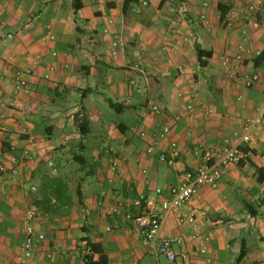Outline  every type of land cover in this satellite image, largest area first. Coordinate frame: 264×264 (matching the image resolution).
I'll return each mask as SVG.
<instances>
[{"label":"crops","instance_id":"crops-1","mask_svg":"<svg viewBox=\"0 0 264 264\" xmlns=\"http://www.w3.org/2000/svg\"><path fill=\"white\" fill-rule=\"evenodd\" d=\"M147 1L136 12L140 0L126 11L124 0H0V155L7 165L0 174V264H16L31 207L38 210L34 224L45 239L26 264H83L86 235L108 264H167L144 249L133 222L113 213V206L157 196V188L167 195L200 160L197 150L217 154L238 145L235 131L264 99V76L247 87L243 75L233 80L222 67L224 56L237 53L246 29L250 46L262 53L246 55L242 72L262 71L264 29L247 17L248 0H208V6L203 0ZM253 1L264 17V0ZM222 9H228L224 19ZM230 10L235 17L225 23ZM196 44L208 52L205 65ZM18 71L30 84L27 94L15 91ZM111 100L120 105L112 107ZM149 102L160 105L161 113L155 115ZM207 108L213 109L208 115ZM80 110L89 120L85 135L75 120ZM162 124L169 133L147 153L151 139L141 138V130ZM30 134L36 137L31 158L23 154ZM81 142L85 148L79 150ZM240 147L245 155L229 166L219 186L202 185L184 207L195 213L197 232L210 237L205 254L192 225L174 211L166 216L162 235L183 238L177 248L181 264H264V181L257 170L264 171V124ZM76 152L85 156L82 167ZM161 153L173 162L161 161ZM50 175L69 183L70 203L50 202L47 209L43 185ZM243 239L248 250L237 261Z\"/></svg>","mask_w":264,"mask_h":264},{"label":"built area","instance_id":"built-area-1","mask_svg":"<svg viewBox=\"0 0 264 264\" xmlns=\"http://www.w3.org/2000/svg\"><path fill=\"white\" fill-rule=\"evenodd\" d=\"M248 7L246 9V15L250 22L257 28L264 29V17H258L257 6L253 0H248ZM147 0H140L135 10L141 12L147 5ZM208 0H203V5L208 6ZM203 19H206V15L203 13ZM235 17L233 10L228 11L227 18L224 20L225 23H231ZM4 23V20H1ZM54 34H49L50 39H54ZM250 38L246 29L242 30V39L238 44V51L234 57L224 56L222 58L223 72L236 80L239 75L244 76L245 85L247 87L253 85L264 76V63L262 64L261 72H254L252 74H246L242 72L241 65L246 57L258 56L262 53L260 49H253L250 46ZM116 41L113 42V46H116ZM55 53V52H54ZM39 63V57L34 61V64ZM29 69L27 73L31 72ZM135 84L134 81H131ZM137 87V92L141 93L142 89ZM15 91L22 93H29L31 87L27 79L24 77L23 71L17 72V81L15 84ZM182 95V93H179ZM151 111L158 115L161 113V107L157 103L149 102ZM187 107L193 109L194 103L190 102ZM212 108H207L205 114L208 115L212 112ZM178 118V117H176ZM264 124V99L257 106L253 115L244 118L241 123L240 129L235 131L239 139L238 145H232L224 149L223 152L212 154L211 152L200 153L199 150L196 152L200 155V160L190 169H186L183 173L182 179L175 185H173L169 193L165 195L161 188L156 189L157 196H140L134 198L130 205L139 209L138 213H133L130 210V205L121 200H118L112 208V212L115 214L122 215L124 218L133 222L137 229L144 249L150 253L157 260L160 257H164L167 264H181L179 259V252L177 248L183 244V238L179 235L163 236L162 228L166 216L174 211L178 220L182 223H189L196 230L194 237L199 243L200 254L207 252V244L210 237L207 235H201L197 232V218L194 212L187 211L184 209L186 204L191 198L198 192L202 185H209L212 188L219 186V183L231 164L237 163L245 153L242 151L240 144H248L252 137L256 135ZM170 131V127L167 124H162L158 129H143L140 132L141 138H150L151 143L146 147L147 153H152L155 145L159 141L167 136ZM9 134V137H12ZM36 142V137L30 134L26 138V145L23 149L25 157L31 158V151ZM175 145V143H173ZM11 149H14L11 146ZM159 159L163 162L172 163L173 160L168 158L166 154L161 153ZM12 163H17L18 157L15 154L10 155ZM51 167L55 166L53 161H49ZM118 159L116 156L111 158V167L113 170L118 169ZM7 171V165L0 155V174ZM32 191H37V186L32 185ZM38 210L36 207H31L27 213L23 223V229L25 232V238L23 240L21 251L16 256V264H26V262L33 256L35 249L45 239V234L36 229L34 221L38 218ZM187 264H208L207 261L195 262L193 260L187 261Z\"/></svg>","mask_w":264,"mask_h":264},{"label":"trees","instance_id":"trees-1","mask_svg":"<svg viewBox=\"0 0 264 264\" xmlns=\"http://www.w3.org/2000/svg\"><path fill=\"white\" fill-rule=\"evenodd\" d=\"M75 1V0H74ZM139 0H124L123 3V10L126 11L128 7L132 4L137 3ZM76 3V2H75ZM228 9H222V15L221 18L224 19V15L227 12ZM196 50H197V59L201 65H205L206 62L203 60V56L207 55L208 52L203 50L200 45L196 44ZM110 105L112 107H116L120 105V103L110 101ZM75 120L78 123L79 131L82 135H85L89 132V120L88 118L82 114V111H78L75 114ZM85 144L81 142L79 144L78 149H84ZM8 150H11L10 147ZM74 159L77 161V163L80 165V167L84 166L86 164L85 162V156L82 154H78L77 152L73 155ZM258 180L263 182L264 181V175H263V169L258 168ZM78 198L80 200V184L78 185ZM44 195H43V202L47 203V209H51L49 207L50 202H71V196L69 194V183H67L64 178H62L60 175H50L46 181V183L43 185ZM249 206L252 207V205L249 204ZM83 241L86 243L87 252L83 255V264H108V259L106 255L102 252L100 246L97 243H94L90 240L89 236H84ZM247 244L246 240L243 239L241 251L238 256L237 261H240L247 253ZM98 254V257L96 258L95 255Z\"/></svg>","mask_w":264,"mask_h":264},{"label":"rangeland","instance_id":"rangeland-1","mask_svg":"<svg viewBox=\"0 0 264 264\" xmlns=\"http://www.w3.org/2000/svg\"><path fill=\"white\" fill-rule=\"evenodd\" d=\"M140 87V86H139ZM141 88V87H140ZM142 89V88H141Z\"/></svg>","mask_w":264,"mask_h":264}]
</instances>
